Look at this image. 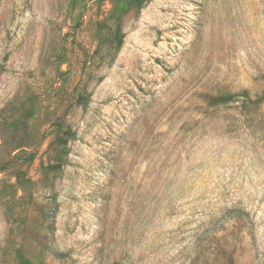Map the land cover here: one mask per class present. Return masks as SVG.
Returning a JSON list of instances; mask_svg holds the SVG:
<instances>
[{
	"label": "rangeland",
	"instance_id": "obj_1",
	"mask_svg": "<svg viewBox=\"0 0 264 264\" xmlns=\"http://www.w3.org/2000/svg\"><path fill=\"white\" fill-rule=\"evenodd\" d=\"M129 1L0 0V264H264V0Z\"/></svg>",
	"mask_w": 264,
	"mask_h": 264
},
{
	"label": "trees",
	"instance_id": "obj_2",
	"mask_svg": "<svg viewBox=\"0 0 264 264\" xmlns=\"http://www.w3.org/2000/svg\"><path fill=\"white\" fill-rule=\"evenodd\" d=\"M147 0H130L129 3L131 5V7L136 11V13H138L141 8L143 7L144 3H146ZM111 39L114 43V53H116L121 45H122V39H123V34L120 35L118 32L114 33L111 36ZM114 58V57H113ZM112 58V59H113ZM67 137L66 138H59L57 140V149H56V153L55 156H57V158L59 159L58 163H54L51 167L52 169V173H58L61 170V159H64V157H66V155L68 154L67 152V141L70 139H73L74 135L70 132V131H66ZM70 136V137H69Z\"/></svg>",
	"mask_w": 264,
	"mask_h": 264
}]
</instances>
